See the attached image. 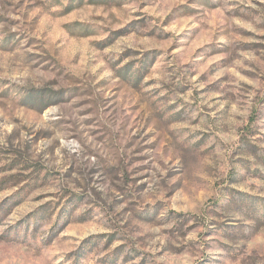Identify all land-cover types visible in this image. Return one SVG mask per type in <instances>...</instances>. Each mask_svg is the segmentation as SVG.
Instances as JSON below:
<instances>
[{
    "label": "rangeland",
    "instance_id": "obj_1",
    "mask_svg": "<svg viewBox=\"0 0 264 264\" xmlns=\"http://www.w3.org/2000/svg\"><path fill=\"white\" fill-rule=\"evenodd\" d=\"M0 264H264V0H0Z\"/></svg>",
    "mask_w": 264,
    "mask_h": 264
}]
</instances>
